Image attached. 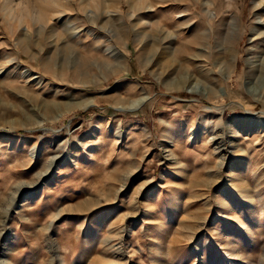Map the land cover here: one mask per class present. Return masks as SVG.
<instances>
[{
	"label": "rangeland",
	"instance_id": "rangeland-1",
	"mask_svg": "<svg viewBox=\"0 0 264 264\" xmlns=\"http://www.w3.org/2000/svg\"><path fill=\"white\" fill-rule=\"evenodd\" d=\"M11 1L0 264H264V0Z\"/></svg>",
	"mask_w": 264,
	"mask_h": 264
},
{
	"label": "bare ground",
	"instance_id": "bare-ground-1",
	"mask_svg": "<svg viewBox=\"0 0 264 264\" xmlns=\"http://www.w3.org/2000/svg\"><path fill=\"white\" fill-rule=\"evenodd\" d=\"M173 1H177V0H173ZM33 2L40 6V13H39L40 18H43L42 15H44V16H49V19L51 21H53V20L59 21L60 19H63L65 16V12L59 10L61 3H63V0H35ZM16 4H18V2ZM16 4L14 3V1L9 0V3L7 6L14 7ZM205 5H206V7H208V6H213L214 4H212L211 2H206ZM159 6H161V5H159ZM253 6H254L253 7L254 12H258L259 10L264 9V2H261L258 5L256 3H254ZM152 8L153 7L146 8V11L148 13L153 12V11L156 12V9H152ZM215 12H216V15H218V10L216 7H215ZM256 27H259V26L256 25ZM252 33H253L252 34V40H251L252 44H256V46L258 45L259 47L263 46L264 45V34L263 33H257L255 31H253ZM225 51L228 53L226 56V59H230L231 58V55H230L231 50L229 48H227ZM234 60H235V58L233 57L232 62ZM252 69L254 72V82L249 83V89H256L257 88L256 82L264 83V56L261 58H257L252 63Z\"/></svg>",
	"mask_w": 264,
	"mask_h": 264
},
{
	"label": "trees",
	"instance_id": "trees-1",
	"mask_svg": "<svg viewBox=\"0 0 264 264\" xmlns=\"http://www.w3.org/2000/svg\"><path fill=\"white\" fill-rule=\"evenodd\" d=\"M182 96L184 97V96H187V95L183 94Z\"/></svg>",
	"mask_w": 264,
	"mask_h": 264
}]
</instances>
